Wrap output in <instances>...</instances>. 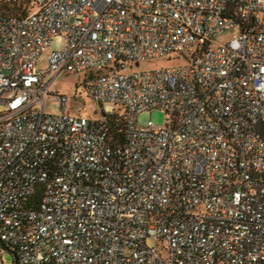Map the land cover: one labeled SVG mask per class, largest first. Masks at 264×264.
Returning a JSON list of instances; mask_svg holds the SVG:
<instances>
[{
  "label": "built area",
  "instance_id": "2783aa9c",
  "mask_svg": "<svg viewBox=\"0 0 264 264\" xmlns=\"http://www.w3.org/2000/svg\"><path fill=\"white\" fill-rule=\"evenodd\" d=\"M165 57L187 64L133 70ZM81 72L85 97L54 88ZM156 110L164 125L139 124ZM114 114L126 119L120 144ZM8 254L264 264V0H37L27 15L0 12V264Z\"/></svg>",
  "mask_w": 264,
  "mask_h": 264
},
{
  "label": "rangeland",
  "instance_id": "374dc122",
  "mask_svg": "<svg viewBox=\"0 0 264 264\" xmlns=\"http://www.w3.org/2000/svg\"><path fill=\"white\" fill-rule=\"evenodd\" d=\"M227 35L223 36L216 40V43L219 44L222 41L227 39ZM64 46V40L60 37L56 38L52 44V49H61ZM187 64L186 60H169L168 58H159V59H150L141 61L138 65L134 66V71H147V70H155L162 67H172L178 65ZM40 69H47V63L43 60L39 64ZM54 77V76H53ZM87 77L90 75L87 72L76 73L73 75L60 76L56 82H54V88L59 89L61 92L71 94L73 91L78 92L82 97L84 95V85L87 82ZM94 108L97 106L94 105ZM51 109L53 112L57 111V104L53 101H49L48 110ZM167 114L163 110H156L153 112L145 111L139 116V124L146 125L149 121H153L157 125H164L166 123ZM6 264L13 263L12 255L8 254L4 258Z\"/></svg>",
  "mask_w": 264,
  "mask_h": 264
},
{
  "label": "trees",
  "instance_id": "16d2710c",
  "mask_svg": "<svg viewBox=\"0 0 264 264\" xmlns=\"http://www.w3.org/2000/svg\"><path fill=\"white\" fill-rule=\"evenodd\" d=\"M37 0H17L8 3H0V12L11 15H27L35 6ZM210 46L207 43L204 50ZM109 136L113 144H120L125 141L126 119L125 116L114 114L108 118Z\"/></svg>",
  "mask_w": 264,
  "mask_h": 264
}]
</instances>
